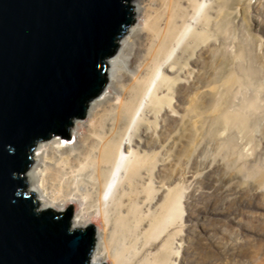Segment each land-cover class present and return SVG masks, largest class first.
Returning a JSON list of instances; mask_svg holds the SVG:
<instances>
[{
	"label": "bare ground",
	"instance_id": "1",
	"mask_svg": "<svg viewBox=\"0 0 264 264\" xmlns=\"http://www.w3.org/2000/svg\"><path fill=\"white\" fill-rule=\"evenodd\" d=\"M135 1L132 0L133 12L141 18L140 25L130 30L136 45L133 59H139L136 71L122 84L115 101L111 102V97L101 91V97L98 95L89 102L87 113L91 118L86 124L71 119L75 129L85 128L80 147L67 148L68 142L60 143V137L57 140V135L52 136L48 139L50 142L39 145L43 146L40 167H34L28 173L29 185L37 189L42 209L62 206L70 199L80 200L81 207L72 219V227H84L91 214H98L100 225L99 230L93 233L91 264H100L104 260L108 264H174L173 239L178 233L173 229L181 219L182 189L169 190L155 207L153 171L158 153L146 152L137 141L136 147H132V139L124 140L125 134L131 124H134L135 135L143 129L140 121H144L147 114L156 120L161 111L174 110L172 106L177 105L173 101L175 87H190L187 81L183 83L185 79L184 76L181 79V73L194 61L191 56L195 49L202 51L208 45H218L219 33L225 22L233 18L245 2L213 0L214 3L204 7L203 0ZM192 20L199 24L196 29L191 27ZM177 45L185 59L180 55L170 57ZM124 46L123 54L126 48L129 49L126 43ZM188 48L191 51L187 52ZM214 52V62L217 63L218 46ZM216 72L215 75L219 72V78H215L218 82L222 76L220 71ZM196 81L203 83L201 78ZM225 84L228 89L234 86L229 80ZM216 87L213 96L208 98L215 102L211 111L215 127L236 128L248 134L257 123L258 102L253 97L248 98L239 110L231 111L225 107L222 97H214L222 92L220 84ZM102 98L104 101L100 100ZM204 98L200 91L191 107L180 114L179 131L183 137L192 134L187 125L191 116L203 117ZM143 101L146 103L142 119L135 120ZM143 131L146 132L145 129ZM146 139L148 145L157 143L150 136ZM125 152L130 155H125ZM171 165V161L167 163L165 173L172 172ZM144 173L149 177L147 183L143 180Z\"/></svg>",
	"mask_w": 264,
	"mask_h": 264
},
{
	"label": "rangeland",
	"instance_id": "2",
	"mask_svg": "<svg viewBox=\"0 0 264 264\" xmlns=\"http://www.w3.org/2000/svg\"><path fill=\"white\" fill-rule=\"evenodd\" d=\"M134 2L127 0L131 12L130 25L118 38L114 53L107 58L106 83L101 91L111 97V102L116 100L118 90L138 67L139 59H133L136 45L133 44L135 38L130 30L140 25L141 18L133 12ZM202 3L205 7L214 2L203 0ZM197 25L199 24L192 20V29H196ZM219 34L218 45H208L202 51L195 49L191 56L194 61L188 64L189 69L181 73V79L182 76L185 79H182L183 83L187 81L190 87H175L173 101L177 105L172 106L174 110H166L164 113L161 111L156 120L147 114L142 121L146 103L143 101L135 115V120L141 118L143 129L135 135L134 124H131L124 139L131 138L132 147H136L137 141L146 152L158 153L157 165L153 171L155 207L169 190L182 189L181 219L177 220L178 224L173 229L178 233L176 239H173L176 255L174 264H264V0H245L234 17L228 18ZM125 43L129 49L126 48L123 54ZM216 46L219 50L217 63L214 62ZM178 47H174L170 57L180 55L185 59ZM216 71H220L222 76V80L218 82L215 78H219V72L215 75ZM170 75L175 77L174 73ZM200 78L203 80L202 84L196 81ZM226 80L232 81V89L226 88ZM218 84L222 92L214 97H222L225 107L231 111L239 110L240 105L245 104L248 98L253 97L258 102L257 123L248 134L236 128L215 127L216 121H211L215 102L208 98L213 96ZM200 91L206 97L203 117L188 118L187 125L192 134L190 137H183L179 131L180 114L191 107ZM100 93L99 97L102 96ZM87 107L85 115L80 118L83 124L91 118ZM201 119L206 120L204 124ZM84 133V127L75 129L71 122L68 125V138L60 137L59 142H68L67 148L80 147ZM146 136L154 138L157 143L148 145ZM74 137L78 139L74 140ZM58 138L57 135L56 139ZM48 139L35 143L31 163L22 173L25 189L34 193L40 209V197L37 189L29 185L28 173L34 167H40L42 145ZM40 144L42 145L39 146ZM125 155L129 156L130 153L125 152ZM170 161L172 172L165 173ZM144 177L143 180L147 183L149 177L146 173ZM80 207L79 199H70L62 206L46 208L56 211L71 208L72 225V219ZM89 218L84 227H80L91 226L97 232L100 225L98 214L93 213ZM100 264L108 263L104 260Z\"/></svg>",
	"mask_w": 264,
	"mask_h": 264
},
{
	"label": "water",
	"instance_id": "3",
	"mask_svg": "<svg viewBox=\"0 0 264 264\" xmlns=\"http://www.w3.org/2000/svg\"><path fill=\"white\" fill-rule=\"evenodd\" d=\"M130 22L127 0H0V264H91L92 227L39 209L22 173L37 141L80 122Z\"/></svg>",
	"mask_w": 264,
	"mask_h": 264
},
{
	"label": "snow or ice",
	"instance_id": "4",
	"mask_svg": "<svg viewBox=\"0 0 264 264\" xmlns=\"http://www.w3.org/2000/svg\"><path fill=\"white\" fill-rule=\"evenodd\" d=\"M7 150H8V151H14V149H12V148H8Z\"/></svg>",
	"mask_w": 264,
	"mask_h": 264
}]
</instances>
